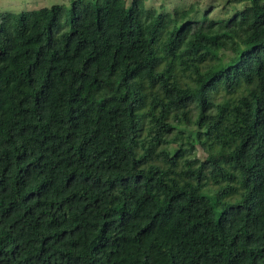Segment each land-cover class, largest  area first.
<instances>
[{
	"label": "trees",
	"instance_id": "16d2710c",
	"mask_svg": "<svg viewBox=\"0 0 264 264\" xmlns=\"http://www.w3.org/2000/svg\"><path fill=\"white\" fill-rule=\"evenodd\" d=\"M225 1L0 12V264H264V0Z\"/></svg>",
	"mask_w": 264,
	"mask_h": 264
},
{
	"label": "rangeland",
	"instance_id": "374dc122",
	"mask_svg": "<svg viewBox=\"0 0 264 264\" xmlns=\"http://www.w3.org/2000/svg\"><path fill=\"white\" fill-rule=\"evenodd\" d=\"M53 4H65L69 6L70 0H0V12L12 11L19 13L49 7ZM146 4L148 8L160 9L163 7V10L167 12L174 8H185L191 4H196L202 12L209 11L210 17L213 19H221L225 9L229 10L230 8L225 0H147ZM194 154L200 158L201 162L217 159L216 156H209L201 149L195 150Z\"/></svg>",
	"mask_w": 264,
	"mask_h": 264
}]
</instances>
